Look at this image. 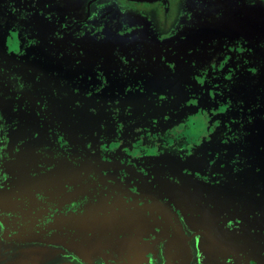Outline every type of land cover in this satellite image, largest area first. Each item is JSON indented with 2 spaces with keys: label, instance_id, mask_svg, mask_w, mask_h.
Masks as SVG:
<instances>
[{
  "label": "flooded vegetation",
  "instance_id": "flooded-vegetation-1",
  "mask_svg": "<svg viewBox=\"0 0 264 264\" xmlns=\"http://www.w3.org/2000/svg\"><path fill=\"white\" fill-rule=\"evenodd\" d=\"M97 1L86 0L85 15L72 18L74 10L60 12L48 0H42L44 4L41 0H3L14 11L27 8L21 13L32 23L30 35L35 41L33 47L26 44L29 54L42 49L53 65L69 64L64 86L72 96L46 99L49 110L45 116H41L38 99L30 95L0 100V116L4 117L0 120V192L12 187L20 192L30 190L28 196L57 205L59 198L51 197L54 179L41 182L38 189L31 184L39 177L47 178L49 172L58 178L65 167L67 173L77 176L70 185L88 187L83 195L70 191L66 201L83 199L76 210L88 214L90 226L105 220L119 231L108 243V255L89 250L106 255L108 263L210 261L209 254L197 249L195 238L205 217L216 213L214 228L221 235L244 236L236 245L251 254L248 258L236 253L233 260L264 264V34L257 28L249 33L253 37L242 31L228 35L222 32L227 20L219 31H206L209 39L191 27L199 37L182 44L167 23L174 0H108L116 7L108 6L92 17ZM200 5L229 12L237 8L236 14L240 8L224 2ZM128 6L135 11L131 18L123 13ZM146 7L158 8L162 21L140 18ZM234 16L238 15L231 18ZM189 23L192 26V20ZM20 37L12 23L0 29L1 57L8 56L9 48L21 46L15 42ZM215 40L219 45L213 44ZM209 45L215 50L223 47L224 67L199 72L202 62L192 68L188 59L197 58L199 49ZM18 57L14 69H21L26 59ZM170 64L177 65L175 72L169 70ZM6 68L0 60V69ZM105 79L108 84L97 92ZM15 86L16 92L26 88L21 82ZM88 92L98 97L92 101ZM224 105L227 110L219 111ZM62 113L71 117L73 131H62ZM42 118L49 119L48 123ZM91 136L90 148L99 151L100 165L94 166L86 152L73 150L75 158H63L43 153L46 147L40 146L50 142L44 146L60 147L64 139ZM186 191L190 193L189 208L181 206V194ZM243 205L245 210H241ZM190 226L195 229L190 231ZM86 229L80 224L71 234L90 244L94 231L90 235ZM215 252L214 257L224 259L220 248ZM49 255L44 253V259ZM69 258L67 264H79ZM23 263L30 260L16 262Z\"/></svg>",
  "mask_w": 264,
  "mask_h": 264
},
{
  "label": "rangeland",
  "instance_id": "rangeland-1",
  "mask_svg": "<svg viewBox=\"0 0 264 264\" xmlns=\"http://www.w3.org/2000/svg\"><path fill=\"white\" fill-rule=\"evenodd\" d=\"M48 1L56 6L57 10L60 12L74 10L72 18L83 17L85 15L86 0ZM213 2L239 4V12L236 14L237 8L234 10L231 9L232 12H229L228 10L217 11L214 8H209L208 5H200ZM41 4H44L42 0ZM12 6L13 5L6 6L3 0H0V17H3V22H0V29L12 23L18 31L19 37L21 36L16 39L15 42H21V46L18 45L20 50L19 54L8 51L7 57H1L0 55V60H2L7 67L6 69H0V100L4 101V98L7 96L18 97V95H30L31 97H35L34 99H38L36 102L41 104L42 107L40 109L41 116H45L46 112L49 110L44 104L46 99H67V96H72L71 93H68L69 88L64 86V83H66L65 73L70 69L69 64L63 62L53 65L50 57H48L46 52L42 49L35 48L33 51L30 50V54L28 53L29 47L26 44L30 43V47H33L35 41L30 35L33 27L31 25L32 23L29 22L28 16L24 17V14L21 13L22 10L26 12L27 8L14 11ZM18 6L20 5L18 4ZM108 6H111L112 9L116 7L114 3L108 0H99L94 3L92 7V17L94 16L93 14L97 15L99 12L108 8ZM196 6L199 7L194 9ZM131 8L132 7L128 6L125 12H123L124 15L129 18L135 15L134 9ZM142 10H145V12H140V18L146 20L148 17H151L154 20L158 19L160 22L162 21V16L158 8L154 10L146 7ZM220 13H223V15H220ZM231 15L238 16L231 18ZM167 16V23L170 26L169 31L178 34L179 37L176 41L182 44H184V40L189 41V39H194L195 41L196 38L199 37L197 33L191 32V27L200 33L205 34L207 33L206 31H208L211 34L212 31H219L221 29L220 27H222L227 20L228 23L227 25L225 24V28L222 29V32L228 33V35L234 36L237 32L242 31L245 32L247 36L253 37L252 34L257 31V28L260 29L261 34H264V0H255V3H251L250 0H174L172 10L168 8ZM191 20L192 26L189 23ZM243 20L247 24H245ZM190 32L191 34H189ZM249 33L252 34L249 35ZM188 34L189 36H186ZM204 37L209 39L207 34H205ZM23 39L24 41H22ZM36 40L38 41V38H36ZM213 44L219 45V41L215 40ZM222 48V46H218V49L215 50L214 45H209L207 48L202 47L198 51V57L189 58L187 63H191L192 61L193 68L195 63H200L199 61H201L202 67L199 68V72L205 71L209 67V69L213 70L218 69L221 66V59H223V57L220 56L221 51L224 50ZM210 53L212 55H210ZM18 56L25 57L26 59L21 64V69H14L13 65L17 63L16 58H19ZM193 60L195 63H193ZM183 62L184 58L181 59L182 66ZM93 64L92 62V65ZM82 67L81 65L79 66V68ZM51 73L53 74L50 79ZM36 77H39V79H36ZM18 82H21L26 87L18 89L20 92L15 91L17 90L15 84H18ZM46 82H49L48 85ZM97 97V95H93L90 99L94 101ZM61 115L63 117V121L60 125V127H63L62 131H73L75 128H73L74 122L71 121V117H66L65 113ZM42 119L48 123L49 119ZM93 137L94 136L89 138L80 137L68 140L64 139L61 141L62 145L60 147L54 145L44 146L46 143L50 142L40 143L42 148L46 147L44 151L42 148L40 149L43 153H47L48 155L56 154V156L60 157L62 155L63 158H75L73 150L86 152V158L95 161L94 166L97 164L100 165L99 162L101 160L99 158L101 155L99 151L89 147V145L94 142ZM62 148H65L66 153L65 151L64 153H58V150ZM80 158L82 159V157ZM90 170L92 171V168ZM60 171L58 178H55L53 172H49L47 178L39 177V175V178L34 179L31 184L33 189H38L40 188L41 182L45 183L48 182L49 179H54L55 182L51 185V197L56 198L55 196H57L59 198V202L56 203L57 205L48 203L45 198H37L35 195L31 197L28 196L32 194L30 190L20 192L16 187H12L10 190L0 192V225H2L0 226V264H16L17 260L24 261V259H29V264H67L71 263L69 257H71L74 263L79 264H111L106 261V255L92 254L89 250H99L108 255V243L111 237L116 233L118 234L119 231L116 230L115 226L110 221L105 220L96 227L90 226L92 222L88 214L83 213L82 210H76L77 204H82L83 199L79 201L77 199H71L69 202L66 201L70 195V191H73L74 194H85L88 191L87 185H73L75 186L73 187L70 183L73 181L74 177L77 176L71 172L67 173L65 167H62ZM64 171L65 173L63 176ZM59 180L60 185L57 183ZM46 186H48V184H46ZM181 195V199L184 201L181 206L189 208L188 197H190V193L186 191ZM245 207L246 205H243L241 210H245ZM96 208L100 212L103 210L101 205H97ZM180 209L182 213H186L187 211V209L184 210L183 207H180ZM216 216V213H212L210 216L205 217V222L199 225V230L195 238V242H197L199 246L197 249L209 254L211 260L207 261L204 259V261H195L193 259L192 264H245L240 260H233V254L236 253H240L242 257L243 255H247L248 258H251V254L248 251L243 252L236 245L241 240V237L244 236H241V234L235 236L221 235L219 230L213 226ZM186 220H188V218ZM186 220L185 222L188 224ZM80 224L87 226L86 232L90 233V235H92L90 230L94 231L93 238L90 241L91 245L77 239L73 233L71 234V230H73V228H79ZM189 229L192 231L195 227L192 229V226H190ZM213 245H217V248H215L217 251H219L220 248L221 252H224V259L213 256L216 253V250L211 247ZM167 246L168 245L163 246L165 252H167ZM44 253L50 254V258L44 259ZM31 256L34 258H31ZM142 263L143 261L133 260L120 264Z\"/></svg>",
  "mask_w": 264,
  "mask_h": 264
},
{
  "label": "snow or ice",
  "instance_id": "snow-or-ice-1",
  "mask_svg": "<svg viewBox=\"0 0 264 264\" xmlns=\"http://www.w3.org/2000/svg\"><path fill=\"white\" fill-rule=\"evenodd\" d=\"M250 2H251V3H255V0H250ZM93 15H95V14H93ZM220 15H223V13H220ZM129 31H131V29H129ZM14 35H15V34H14ZM165 38H166V37H163V36L161 37V39H165ZM262 46H264V45H262ZM196 50H197V49H193V51H196ZM241 50H243V49H241ZM19 51H20V50H19V47H18V46L13 47V48H9V52H15V53L19 54ZM61 55H63V54L61 53ZM80 55H81V56L84 55L83 50L80 51ZM75 63L79 64V63H80V60H76ZM193 63H195L194 60H193ZM168 67H169V70H170V71L175 72V70H176V68H177V65L170 64ZM221 67H224V65L221 64ZM251 71H252V72H255V68H252ZM230 78H231V75H229L228 77H226V79H230ZM36 79H39V77H36ZM88 79L91 80L92 77H89ZM197 79H199V78H197ZM98 80H99V79H98ZM99 81H100V80H99ZM107 84H108L107 79H105L103 83L100 82V83H99L100 87L97 88L96 91L99 92L100 89L105 88ZM142 90H143V89H141V91H142ZM75 91L78 93L80 90H79V88H76ZM88 95H89V96H92V93H91V92H88ZM77 101H78V100H77ZM227 108H228V105H224L223 107H221V108L219 109V111H221V112L226 111ZM91 109H92V108H91ZM91 109H90V110H91ZM3 118H4L3 116H0V120H2ZM89 147H92V145H89ZM262 150H264V149H262ZM256 171H257V173L259 174V173H261L262 169H261V168H257ZM197 175H199V173H197ZM6 178H7V177L5 176V179H6ZM2 186H3V185H0V187H2ZM257 194L259 195V193H257Z\"/></svg>",
  "mask_w": 264,
  "mask_h": 264
},
{
  "label": "crops",
  "instance_id": "crops-1",
  "mask_svg": "<svg viewBox=\"0 0 264 264\" xmlns=\"http://www.w3.org/2000/svg\"><path fill=\"white\" fill-rule=\"evenodd\" d=\"M6 34V33H5ZM3 39H4V36H3Z\"/></svg>",
  "mask_w": 264,
  "mask_h": 264
},
{
  "label": "clouds",
  "instance_id": "clouds-1",
  "mask_svg": "<svg viewBox=\"0 0 264 264\" xmlns=\"http://www.w3.org/2000/svg\"><path fill=\"white\" fill-rule=\"evenodd\" d=\"M0 226H2V225H0Z\"/></svg>",
  "mask_w": 264,
  "mask_h": 264
}]
</instances>
